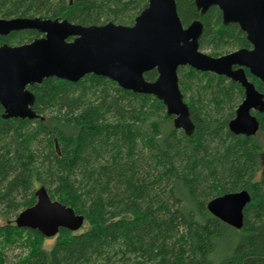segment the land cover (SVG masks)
<instances>
[{
  "label": "trees",
  "instance_id": "1",
  "mask_svg": "<svg viewBox=\"0 0 264 264\" xmlns=\"http://www.w3.org/2000/svg\"><path fill=\"white\" fill-rule=\"evenodd\" d=\"M147 3L0 0V19L131 26ZM175 3L184 27L202 23L200 51L220 57L250 49L238 25L222 24L218 8L201 16L194 0ZM39 37L33 30L14 32L0 37V46ZM245 74L261 92L263 84ZM177 77L194 125L191 136L173 127L154 97L93 75L30 86L38 119L4 120L0 106V264L9 247L26 251L11 264H264V169L257 140L264 138V113H252L259 126L254 136L233 135L228 123L244 98L240 85L189 67H179ZM144 78L155 80L156 71ZM39 187L84 217L79 231L60 229L48 251L47 238L14 225L35 204ZM240 191L250 199L236 230L206 206Z\"/></svg>",
  "mask_w": 264,
  "mask_h": 264
},
{
  "label": "water",
  "instance_id": "2",
  "mask_svg": "<svg viewBox=\"0 0 264 264\" xmlns=\"http://www.w3.org/2000/svg\"><path fill=\"white\" fill-rule=\"evenodd\" d=\"M200 15L211 7L221 12L223 25L236 24L245 34L250 49H238L220 57L199 50L203 31L199 20L184 27L175 0H148L131 26L107 23L82 27L66 20L35 18L0 19V36L36 31L41 37L19 46H0L1 118L34 120L35 96L28 87L47 78L77 83L87 75L103 77L119 88L152 96L165 107L173 127L191 136L194 125L178 87L177 70L189 67L200 73L222 76L238 83L244 98L228 123L236 136H254L258 122L253 112L264 113V0H194ZM156 71L147 81L144 75ZM245 71L263 84L258 92ZM35 204L14 219L18 229L54 238L60 229L79 231L84 217L50 199L46 190L35 191ZM246 191L212 199L208 212L224 224L240 230L243 210L249 202Z\"/></svg>",
  "mask_w": 264,
  "mask_h": 264
},
{
  "label": "rangeland",
  "instance_id": "3",
  "mask_svg": "<svg viewBox=\"0 0 264 264\" xmlns=\"http://www.w3.org/2000/svg\"><path fill=\"white\" fill-rule=\"evenodd\" d=\"M54 1H56V0H54ZM15 44L16 43H13V45H15ZM202 52L205 54L208 53L205 50H203ZM257 140H259L260 144H261V156H260L261 163L260 164H261V169H264V138L259 135ZM4 222L5 221L3 219H0V226H3ZM86 228H87V226L84 227V229H86ZM53 243H54V238H50V239L45 240L44 250L48 251L52 247ZM25 254H26V251L20 247H17V248L9 247L3 251L4 260H5L6 264H11V263L15 262L18 257H20L21 255L23 256Z\"/></svg>",
  "mask_w": 264,
  "mask_h": 264
},
{
  "label": "flooded vegetation",
  "instance_id": "4",
  "mask_svg": "<svg viewBox=\"0 0 264 264\" xmlns=\"http://www.w3.org/2000/svg\"><path fill=\"white\" fill-rule=\"evenodd\" d=\"M28 31V30H27ZM12 34V33H11ZM9 36V35H8ZM1 37V36H0ZM29 88V87H28Z\"/></svg>",
  "mask_w": 264,
  "mask_h": 264
}]
</instances>
